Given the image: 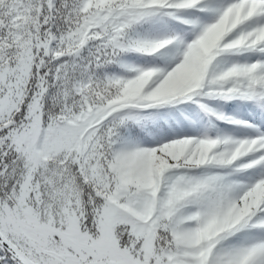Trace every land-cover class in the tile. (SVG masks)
Returning a JSON list of instances; mask_svg holds the SVG:
<instances>
[{
    "label": "snow or ice",
    "instance_id": "1",
    "mask_svg": "<svg viewBox=\"0 0 264 264\" xmlns=\"http://www.w3.org/2000/svg\"><path fill=\"white\" fill-rule=\"evenodd\" d=\"M0 264H264V0H0Z\"/></svg>",
    "mask_w": 264,
    "mask_h": 264
}]
</instances>
